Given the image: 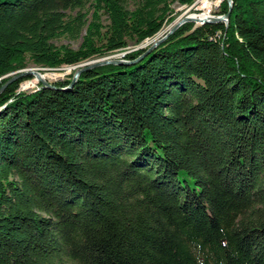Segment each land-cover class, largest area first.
Instances as JSON below:
<instances>
[{
    "label": "trees",
    "instance_id": "16d2710c",
    "mask_svg": "<svg viewBox=\"0 0 264 264\" xmlns=\"http://www.w3.org/2000/svg\"><path fill=\"white\" fill-rule=\"evenodd\" d=\"M137 1L0 0V264H264V0L133 65L7 76L125 52L196 0Z\"/></svg>",
    "mask_w": 264,
    "mask_h": 264
},
{
    "label": "rangeland",
    "instance_id": "374dc122",
    "mask_svg": "<svg viewBox=\"0 0 264 264\" xmlns=\"http://www.w3.org/2000/svg\"><path fill=\"white\" fill-rule=\"evenodd\" d=\"M223 1L224 0H196V1H194V4H192L190 6L179 5L177 2H174L170 5V10H171L170 15L174 17V21L171 22L170 24H166L165 26H163V28L153 38L145 40L142 43L135 45V46L130 45L127 48L128 50L125 52H117V53H114L111 55H106V56L100 57V58L95 57L93 59H90L87 62H84V64L90 65L91 63H96L97 61H101L103 59H105V60H117V61L121 60V61L131 62V61H127V60L123 59L125 54H127L128 52L134 51V50H140V49H145V48L149 49L155 42L162 39L169 32V30L172 29V27H174L177 23L182 21L184 18L189 17L191 14H198V15L199 14H207V15H211V16H218V12L220 11V6H221ZM137 2H138L137 0H126L127 8L129 10L135 9V7L137 6ZM197 11H199V13ZM76 12L77 11H73L72 13H69V14L71 16H75ZM92 12H93V8L91 7V5L86 4L82 13H85L87 22H89L91 20ZM100 16H101L100 17L101 18L100 19L101 24L104 27H106V25H108V23H109L106 15L101 13ZM104 30H105V28L103 29V31ZM83 34H84V31L82 30L80 36H78L77 38L71 39L69 37L64 36V37L56 39L53 42V44L57 47L67 46L72 50H77L81 44V37ZM143 55L144 54H142L140 57H142ZM81 67H82V64H79V65L70 66V67H62L58 70L51 71V70L35 67L31 62H29L26 59L22 69H18L15 72H13L7 76L16 75L12 78V79H14L15 77H17L21 73H30V72L35 73L36 72V73H39V75L41 73L45 79L44 81L46 83L50 84V83H53V82H56L59 80H63L68 75L73 74V76H74L76 71L78 69H80ZM7 76H5V77H7ZM27 77H29V79L25 80L21 83L20 91L35 90V89H37L38 85L41 84L40 81H36V82L34 81V79H35L34 75L26 74V75L21 76V78H27ZM24 84L26 86H23Z\"/></svg>",
    "mask_w": 264,
    "mask_h": 264
},
{
    "label": "water",
    "instance_id": "95a60500",
    "mask_svg": "<svg viewBox=\"0 0 264 264\" xmlns=\"http://www.w3.org/2000/svg\"><path fill=\"white\" fill-rule=\"evenodd\" d=\"M228 5H229V11L226 15H218V16H211L209 18L206 19H200L198 18L196 19H192L190 17H186L184 18L182 21H180L179 23H177L174 27H172V29L169 30V32L160 40H158L157 42H155L145 53L143 56L147 55L152 49H154L157 45H159L160 43H162L168 36H170L173 32H175L176 29H178L181 25L185 24V23H194L196 25H203L206 23H218V22H223V23H227L229 16H230V12H231V7H232V2L231 0H226ZM199 23V24H197ZM142 56V57H143ZM140 57V59L142 58ZM135 62H126V61H117V60H101V61H97L96 63H91L90 65L88 64H82V67L80 69H78L76 71V73L74 74L73 80H75L81 72L97 67V66H101V65H107V64H113V65H122V64H126V65H133ZM36 75V76H40L39 73H21L19 74L17 77H21L23 75ZM74 82V81H73ZM72 82V84H73ZM40 83H42L43 85H46L47 83L44 80L40 79Z\"/></svg>",
    "mask_w": 264,
    "mask_h": 264
},
{
    "label": "bare ground",
    "instance_id": "6f19581e",
    "mask_svg": "<svg viewBox=\"0 0 264 264\" xmlns=\"http://www.w3.org/2000/svg\"><path fill=\"white\" fill-rule=\"evenodd\" d=\"M211 15H207V14H191L189 17L190 18H192V19H198V18H200V19H206V18H209ZM178 22V21H177ZM197 24H199V23H197ZM36 73V72H35ZM34 76H36V75H34ZM39 80L41 79V80H45L44 79V77H43V75L40 73V76H36Z\"/></svg>",
    "mask_w": 264,
    "mask_h": 264
}]
</instances>
